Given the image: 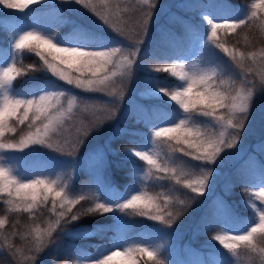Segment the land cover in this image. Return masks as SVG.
Instances as JSON below:
<instances>
[{"label":"snow or ice","instance_id":"snow-or-ice-1","mask_svg":"<svg viewBox=\"0 0 264 264\" xmlns=\"http://www.w3.org/2000/svg\"><path fill=\"white\" fill-rule=\"evenodd\" d=\"M42 3L44 0H0L4 9L24 13V16L16 17L18 20H28L35 11L29 6ZM62 3L88 10L128 43L118 44L101 31L75 22L70 32L61 37L50 34L46 27L33 25L14 26L8 30L10 48L0 49V197H5L4 203L10 213L35 216L50 204L49 210L55 216L46 228L32 229L34 238L27 252L20 248L13 250L12 244L7 243L13 258H20L17 264L34 261L37 253L54 245L57 229L73 239L100 235L105 226L82 223L85 218L95 215L123 213L172 227L198 197L210 190L209 181L215 169L209 166L222 163V154L236 155L229 154L228 150L236 149L241 142L254 106V96L264 95V48L249 52L235 47L230 49L220 41L219 35L259 27L264 36V16L260 15L264 13V0H255L247 12L228 0H219L214 7L226 17L222 21L211 18L208 11L200 12L208 25L206 40L196 25L190 24L186 31L197 40L201 51L206 50L210 42L227 54L238 71L233 72L231 83L226 84L221 74L226 68L213 67L212 61L198 66L187 62V58H177L163 67H154L156 72L170 73L182 83L169 87L151 80L147 82L144 95L167 97L178 109H157L155 115L160 123L153 122L149 110L147 123L151 134L141 142H133L131 148H121L125 158L115 161V167L131 164L132 186L117 192L101 179L100 174L110 163L103 151L94 153L97 172L87 193L73 194L69 172L55 178H50L46 172L22 176L21 169L12 162L13 157L9 154L24 153L29 148L35 151L39 147L74 156L85 139L102 127L105 119L116 117L134 73L153 68L154 57L143 46L158 0H139L142 7L136 10L138 15L134 13L128 17L121 16L122 10L129 9L119 0H62ZM70 10L77 11L75 8ZM61 11L57 10V19L63 23ZM248 42L249 38L245 36V43ZM26 52L34 53L41 63L27 66L20 63ZM37 71L50 73L56 80L49 79L19 90L13 87L18 77ZM56 81L84 92L104 93L113 99L105 104L89 103ZM85 113L92 118L85 121ZM13 136L17 138L12 139ZM260 149L264 153V141ZM112 155L118 154L113 150ZM133 157L142 161L146 168L138 165ZM181 157L198 163L190 164ZM14 159L18 162L22 158ZM165 179L174 181L179 187L154 194L136 188L137 182ZM240 181L242 191L247 194L243 203L252 210L253 216L236 220L217 198L202 226L210 229L214 223L217 227L222 223L223 227L211 237L212 240L222 245L233 258H238V250L243 248L249 264H264V161L257 167L249 158L240 172ZM180 189L187 192H180ZM83 201L90 203L82 204ZM77 205L81 206L76 208ZM113 219L116 234L88 258L87 264H115L116 258H122L124 264H170L163 258L159 245L126 238L120 227L122 218L114 215ZM6 223L7 218L0 219V228ZM69 224L73 225L71 230L66 229ZM230 224H236L241 231L229 233ZM9 239L5 236L6 242ZM77 255L84 256L85 253L78 250ZM77 264L82 262L77 261ZM200 264L212 262L206 260ZM215 264L234 262L219 260Z\"/></svg>","mask_w":264,"mask_h":264},{"label":"trees","instance_id":"trees-1","mask_svg":"<svg viewBox=\"0 0 264 264\" xmlns=\"http://www.w3.org/2000/svg\"><path fill=\"white\" fill-rule=\"evenodd\" d=\"M166 0H158L157 7L160 4H164ZM207 3L202 6L196 5L193 9L186 6L175 7L177 12L172 14H166L160 16L155 20L153 16V22L150 26L149 34L146 38L145 47L150 56L154 57L152 61L153 68L147 70H140L136 73V76L140 77V90L145 93L147 88V82L155 80L165 86L176 87L180 83L176 77L171 76L170 73L163 71L156 72L155 66L163 67L170 64L177 58H187L191 52L193 44L197 41L192 37L186 29L188 26L196 25L201 33H204V39H207L208 25L200 15L202 8H209V2L211 0H204ZM219 1V0H218ZM122 5H126L129 11L121 12L122 17H128L136 13L142 5L138 0H119ZM233 5L240 7L244 12H247L251 3L255 0H228ZM30 9L35 10L30 15L28 20L16 19V17L24 16L15 9H4L0 6V47L10 48V32L8 31L14 26L26 27L28 25L38 26L41 21L45 22L50 29V34L57 37L65 36L71 30L72 23H83L93 29L101 31L104 35L110 37L118 44H127L123 37L117 33L111 31L107 26L94 16L88 10L80 8L78 5H68L62 3V0H44L42 4H32ZM75 8L77 11L73 12L70 9ZM62 10L60 16L63 19V23H60L57 19V10ZM28 11L27 9L25 10ZM138 15V13H136ZM264 16V13L260 14ZM222 21V20H221ZM129 27L132 25L129 24ZM110 31V32H109ZM7 33V34H6ZM220 41L225 42L231 49L233 47L240 51H259L264 48V36L261 35L259 27H252L244 31L237 30L235 33H220ZM245 36L249 38V42L245 43ZM212 61L211 66L220 68H226L221 74L226 84L231 83L233 72L238 71L235 69L230 57L216 49L210 42L206 45V50L200 51L199 66H205L206 62ZM25 66L36 63L40 64L39 57H36L34 53H24L20 60ZM250 63V62H249ZM34 77V79H29ZM56 80L50 73L37 71L29 72L28 76L18 77L13 82V87L17 90L21 88H27L35 85L39 82L46 80ZM61 87L68 90H72V87L64 85L60 81H56ZM263 95L257 94L254 98V106L251 109L250 120L246 125V130L242 134L241 142L237 145L236 149L228 150V153H236L242 150L244 146L250 144L249 153L256 156L255 159L251 158L258 167L261 161H264V153L261 152L260 147L256 150L255 147L260 145L264 141V99L260 97ZM176 108L178 106L168 100L167 97L152 98L146 96L140 105L131 106L123 116V122L121 127L113 126L107 130L102 128L100 131L93 132L89 135L85 142L80 145L79 150L74 156H68L66 154L61 155L62 158L66 157L67 160H81V166L74 178L71 177L69 183L73 194H80L81 192H88V185L95 179L97 172V162L94 158V153L103 151L107 155V159L110 162L107 167L104 168L100 177L106 183H108L117 192H124L134 183V175L131 170V164H122L120 168L115 167V161H123L125 154L121 151V148L133 147V142L143 141L145 136L151 134V128L147 123V116L149 110L153 115V122L160 123L161 121L156 118L157 109L164 110L166 108ZM203 119V118H198ZM87 121V119H86ZM11 136V134H9ZM18 136V134H17ZM12 139L17 137L13 136ZM258 138V139H257ZM257 139V141H256ZM115 151L118 155L113 156L112 151ZM256 153L253 154V153ZM179 155V154H177ZM232 155L222 154L223 162L228 163V160ZM244 158L240 160L233 168L226 169L221 168L218 164L210 165L215 169L213 176L209 181V191H206L203 197H198L196 202L192 203L191 207L172 225V227H166L169 230L182 232L184 239L189 241L191 246L194 247H215L220 251L219 257L227 261H233L234 264H249V257L244 252L243 248L239 249L238 258H233L217 241L212 240V236L217 234L216 224L214 223L210 229H205L202 226V221L207 220L209 213L212 211L213 201L219 198L226 206H229L232 215L236 214L239 220H245L253 216V212L250 208H247L243 201L247 198V194L242 191V184L240 181V172L245 162L249 160ZM136 163L144 168L146 165L138 158L133 157ZM182 160L196 164L198 162L191 161L188 157H181ZM221 163V162H218ZM70 169V168H69ZM40 172H46L50 178H55L57 175L64 176L68 172L67 168L56 167L54 170H42L36 169L30 175H36ZM224 172V173H223ZM72 176V175H71ZM174 181L165 179L162 181H141L136 183V188L139 190H146L150 194H154L157 191L168 192L170 189L176 188ZM180 192H187L186 189H180ZM5 197H0V219L7 218V223L3 228H0V264H17L20 259L19 256L13 258L12 252L9 250L7 243H11L13 250L20 248L27 252V248L34 238L32 229L39 227L41 229L46 228L49 222L55 220V216L52 214L50 204L48 208H42L40 211L32 216L28 213H10L7 211V205L4 203ZM90 203V201H83L82 204ZM81 205H77L79 208ZM73 211H76L74 208ZM114 215L122 218L120 227L123 231L126 229L125 237L130 240H141L136 238V234L143 229L153 225L152 220H148L146 217L125 215L123 213H108L103 215H95L85 218L83 224L91 225H103L104 230L100 235H93L89 238L73 239L61 233L60 229L54 233L55 244L49 245L43 251L36 254L34 261H21V264H77L79 258H90L94 256L97 249L101 246L107 245L113 238L115 233L116 221H114ZM222 223L219 228L222 227ZM62 227H64L62 225ZM73 228L72 224L66 226L67 230ZM122 231V234L124 235ZM15 232L16 235H10ZM5 236H9L8 242L5 241ZM83 251L84 256H78L77 251ZM165 261H170V264H177L174 261L169 260L168 254L161 252ZM219 260L211 261L215 264Z\"/></svg>","mask_w":264,"mask_h":264},{"label":"rangeland","instance_id":"rangeland-1","mask_svg":"<svg viewBox=\"0 0 264 264\" xmlns=\"http://www.w3.org/2000/svg\"><path fill=\"white\" fill-rule=\"evenodd\" d=\"M218 2H219L218 0H211L209 2V8L206 9L202 8L199 12L208 11L211 15V18L215 20L225 19L226 17H224V15L214 7V5L217 4ZM206 3L207 2L204 0H166L164 4H160L157 7V11L155 12L154 18L155 20H157L160 16L164 15V13L172 14L173 12H177V9H174L175 7L179 8L186 6L190 9H193L196 5L202 6L203 4ZM67 6L68 5L66 4V7ZM79 7L82 8L81 6ZM46 26L48 25L45 22L41 21L39 25L36 27H46ZM200 51L201 48L198 42L196 41L193 44L191 52L187 57V62L194 63L199 66ZM137 72L134 73L131 83L127 85L124 94V99L120 105V109L117 112L116 117L110 120L105 119L102 127L98 131H100L102 128H107L108 130L113 126H117V128H120L121 122H123V116L126 113V111L133 105H140L142 103V100L146 97V95H144V93L140 90V77H138V75L136 76ZM66 86L72 87L69 85ZM62 88L64 87L62 86ZM71 92L75 93L78 97L86 98L89 101V103L105 104L113 99L112 97L107 96L104 93H88L75 88H73ZM255 97L256 96H254V98ZM260 98L264 99V95L263 97ZM84 118L86 121V119L90 120L92 117L90 114L85 113ZM259 147L260 145L256 146L255 149L257 150ZM250 148H251L250 144H247L246 146H244L242 150L237 151L236 155H232L231 158L228 160V163H217V164L221 168L231 169L240 160H243L244 158H248V156L250 158L255 159L256 156L251 155L249 153ZM63 154L64 153L54 152L50 149L37 147L35 151L29 148L26 149L24 153H14L9 155L10 157H13L12 162L16 163L17 167L21 169L22 176L30 175L36 169L54 170L56 167L59 168L63 167V168H67L68 172L72 175L71 177L74 178L75 174L78 172L81 166L82 161L76 159L67 160L66 157L64 158L61 157V155ZM253 154L256 155L255 152ZM15 157H21L22 159H20L17 162L14 159ZM227 210L230 211L229 206H227ZM233 217L236 220H239V217L236 214H234ZM152 223L154 224L138 232L136 234V238L141 240H146V242L151 243L153 245H159L161 247V252L168 254L169 260L174 261L177 264H200V262L206 260L211 262L213 260L222 259L221 257H219L220 251L215 247L198 248L191 246L189 241L184 239L182 232L179 233L177 231L169 230L168 228L163 227L156 221H152ZM216 228L221 230V228L219 227ZM227 230L229 231V233H235L241 231L240 227H238L236 224H230ZM217 232L219 231L217 230ZM0 237H1V232H0ZM87 260L88 258L85 257L79 258V261H81L82 264H87ZM115 264H124V262L122 261V258H116Z\"/></svg>","mask_w":264,"mask_h":264}]
</instances>
